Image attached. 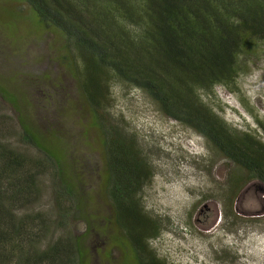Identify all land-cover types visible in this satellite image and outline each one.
I'll return each mask as SVG.
<instances>
[{"label": "rangeland", "instance_id": "rangeland-1", "mask_svg": "<svg viewBox=\"0 0 264 264\" xmlns=\"http://www.w3.org/2000/svg\"><path fill=\"white\" fill-rule=\"evenodd\" d=\"M71 57L65 35L38 26L23 0H0V138L31 162L32 172L42 171L35 161L44 170L36 178L38 201L20 215L47 220L40 250L79 239L86 264H123L111 241L120 228L106 194L101 133ZM109 90L106 125L134 136L148 166L140 205L160 225L150 247L164 263L264 264V186L247 181L231 196L230 183L242 173L202 136L165 117L139 90L116 83ZM203 102L231 129L264 143V47L229 88L215 87ZM23 127L37 148L24 140ZM61 169L74 178L69 191L57 176Z\"/></svg>", "mask_w": 264, "mask_h": 264}, {"label": "trees", "instance_id": "trees-1", "mask_svg": "<svg viewBox=\"0 0 264 264\" xmlns=\"http://www.w3.org/2000/svg\"><path fill=\"white\" fill-rule=\"evenodd\" d=\"M23 1L38 26L54 27L66 37L68 65L101 133L105 189L113 224L120 228L111 241L123 264L165 263L150 247L161 235L160 225L140 205L147 163L134 136L106 125L113 83L142 92L161 114L202 136L213 154L238 169L242 178L230 183L231 196L247 181L264 186V143L231 129L203 102L215 87L229 88L264 47V0ZM23 132L35 146L30 131L23 127ZM28 163L0 138V264H86L79 239L73 246L57 241L39 249L47 220L20 212L38 201L36 178L44 170L35 161L42 171L32 172ZM57 176L62 189L74 186L62 169Z\"/></svg>", "mask_w": 264, "mask_h": 264}]
</instances>
